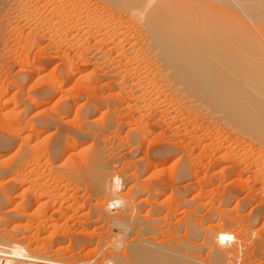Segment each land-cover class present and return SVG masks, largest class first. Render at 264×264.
<instances>
[{"label": "rangeland", "instance_id": "obj_1", "mask_svg": "<svg viewBox=\"0 0 264 264\" xmlns=\"http://www.w3.org/2000/svg\"><path fill=\"white\" fill-rule=\"evenodd\" d=\"M63 1L0 0V170L22 165L36 196L71 206L69 233L92 234L76 251L87 264L108 253L107 264H128L146 249L214 264L206 236L218 231L229 233L218 247L236 255L232 264H264V148L227 133L211 105L155 97L148 71L110 45L109 29L54 25L52 13L83 6L94 26L93 5ZM25 185L15 194L29 193ZM104 213L132 222L111 226ZM109 233L124 245H106Z\"/></svg>", "mask_w": 264, "mask_h": 264}, {"label": "bare ground", "instance_id": "obj_2", "mask_svg": "<svg viewBox=\"0 0 264 264\" xmlns=\"http://www.w3.org/2000/svg\"><path fill=\"white\" fill-rule=\"evenodd\" d=\"M83 1L95 8L92 11L94 26L92 22V24L88 22L91 12L83 11V6L77 9L70 6L73 15L68 9L62 13L60 11V15L57 14L59 16L55 15L57 12L52 13L50 22L56 25L62 20L69 21L70 18L75 26L95 30L92 31L95 35L97 32L101 33L103 29H109L110 32L105 33V36L110 41V45L115 48L127 47L132 60L139 62L145 72L148 71L143 76L153 84L152 89L157 94L154 95L155 97L159 99L161 93H166L165 96L171 95L172 99L189 105L196 103L197 106L198 102H201L200 105L203 103L207 104L206 106L211 105L209 107L218 113L216 119L222 120V124L229 130L226 129L227 133L235 135L242 143L255 145L257 149L264 148V0ZM99 10L101 13L102 11L107 13V18L105 16L106 20L103 22L104 19L101 20L103 15L101 16ZM126 24L130 26L128 30ZM132 70L130 74L140 75L137 70L133 68ZM138 82H135L134 86ZM74 146L73 148H76V145ZM22 169H24L22 165L14 164L13 168L0 170L2 178L8 173L11 174L7 181L3 180L7 182L5 187H0L2 189H0V264H87L83 261V257L80 258L81 255L76 254V251L88 246L85 239H90L92 234L89 235L87 227H81L78 236L69 233L67 228L74 219V210L70 205L67 210L57 208L58 204L53 199L36 196L34 190L31 191V186L35 185L36 180L29 179L26 174L27 178L19 174L18 171ZM24 184L27 190L30 188V192L22 193L20 196L15 194ZM98 187L101 190L102 186ZM105 213L101 215L102 218L112 224L111 226L117 227L127 225L129 220L126 219L132 215L120 213L112 217ZM139 216L137 214V217ZM148 219L147 221L151 220ZM153 221L149 223L152 225ZM227 233L218 231L215 235L206 236L208 246L212 250L210 260L214 264L234 262L235 254H229L218 247L230 238ZM106 237L105 244L108 246L123 244L124 238L119 240L121 238L117 235L109 233ZM67 241L72 247L71 255L67 254L69 253V249L65 247ZM140 248L142 249V246ZM146 250L148 251L138 253L136 259H130L128 264H137L140 261L144 264L145 262L158 264L159 259L161 264H192L179 258L177 260L172 256L171 258L161 251ZM109 254L104 264L112 258ZM112 259L111 262L114 261V258ZM122 263L126 264L125 261ZM91 264L95 263L91 262Z\"/></svg>", "mask_w": 264, "mask_h": 264}]
</instances>
